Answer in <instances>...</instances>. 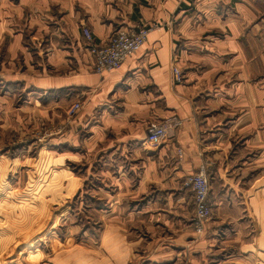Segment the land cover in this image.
I'll return each instance as SVG.
<instances>
[{
  "label": "crops",
  "instance_id": "crops-1",
  "mask_svg": "<svg viewBox=\"0 0 264 264\" xmlns=\"http://www.w3.org/2000/svg\"><path fill=\"white\" fill-rule=\"evenodd\" d=\"M83 24L99 45L119 28L159 27L100 74ZM10 106L29 146L25 107L35 106L34 127L62 121L37 140L92 186L79 198L96 202L100 243L94 260L75 250L83 263L264 264V0H0L5 125ZM172 115L175 138L149 144V126ZM205 163L213 217L198 230L184 180Z\"/></svg>",
  "mask_w": 264,
  "mask_h": 264
},
{
  "label": "rangeland",
  "instance_id": "rangeland-1",
  "mask_svg": "<svg viewBox=\"0 0 264 264\" xmlns=\"http://www.w3.org/2000/svg\"><path fill=\"white\" fill-rule=\"evenodd\" d=\"M31 107L35 108L25 107L23 113L30 133L22 135L29 136L31 146L15 133L20 110L10 106L7 124L0 121V264H87L75 250L82 249L85 258L94 260L100 243L101 216L94 208L96 202L89 199V193L79 198L83 189L91 191L92 186L80 185L81 170L71 166L69 172L67 157L56 164L52 155L58 158L64 154L49 153L43 148L44 141L37 140L62 131V121H44L34 127ZM53 107L49 104L43 109ZM39 130L32 140L31 133ZM36 180L39 183L31 190ZM99 255L105 258L101 252Z\"/></svg>",
  "mask_w": 264,
  "mask_h": 264
},
{
  "label": "built area",
  "instance_id": "built-area-1",
  "mask_svg": "<svg viewBox=\"0 0 264 264\" xmlns=\"http://www.w3.org/2000/svg\"><path fill=\"white\" fill-rule=\"evenodd\" d=\"M158 24L152 26H140L137 29L119 28L114 31L104 44H97L90 28L82 25L83 36L86 48L93 59V70L97 73H104L115 70L122 66L125 60L132 54L138 52L148 39L150 32L158 28ZM174 79L176 83H181L184 79L183 72L174 61ZM82 108L80 102H76L69 109V115L74 116ZM182 126V120L177 115L169 116L161 122L151 124L148 128L146 141L159 146L175 138L177 130ZM183 151L179 149V155ZM210 165L205 163L198 171L185 177L184 186L189 188L193 194L194 217L193 223L198 230H202L206 222L213 217V207L210 200L211 177ZM174 264H187L180 260Z\"/></svg>",
  "mask_w": 264,
  "mask_h": 264
}]
</instances>
